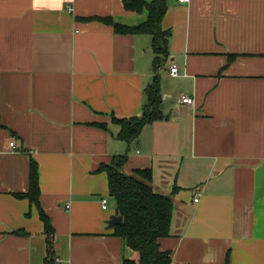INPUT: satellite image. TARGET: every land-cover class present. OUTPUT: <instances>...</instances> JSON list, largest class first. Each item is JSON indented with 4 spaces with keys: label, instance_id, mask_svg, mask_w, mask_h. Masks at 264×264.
Listing matches in <instances>:
<instances>
[{
    "label": "crops",
    "instance_id": "crops-1",
    "mask_svg": "<svg viewBox=\"0 0 264 264\" xmlns=\"http://www.w3.org/2000/svg\"><path fill=\"white\" fill-rule=\"evenodd\" d=\"M146 15L122 0H0V264H43L46 255L38 209L15 196L28 190L31 158L56 264L130 256L107 228L115 205L97 170L115 155H126L127 174L150 169L155 192L178 187L170 234L159 239L171 264H264V0H167L165 117L126 142L111 116L140 115L151 37L85 18L135 26Z\"/></svg>",
    "mask_w": 264,
    "mask_h": 264
},
{
    "label": "trees",
    "instance_id": "trees-1",
    "mask_svg": "<svg viewBox=\"0 0 264 264\" xmlns=\"http://www.w3.org/2000/svg\"><path fill=\"white\" fill-rule=\"evenodd\" d=\"M127 11H147L146 19L135 25L119 24L111 17H88L86 20H98L113 27L114 32L122 34H147L151 37L153 53L151 82L144 89L145 103L140 115L130 117L111 116V121L119 126L116 137L129 142L140 134L142 128L154 121L161 120L163 115L161 105L159 70L169 57V39L171 32L163 29L162 17L167 10V0H122ZM235 55H229L234 58ZM99 127L107 129L106 123ZM126 155L112 156L107 164H101L97 170L106 171L108 175V193L114 200L115 214L122 216V223L113 227V235L120 237L132 254L124 257L120 264H171L169 251L160 249L159 239L170 234L173 211L172 194L178 189L173 187L170 195L157 193L151 186L152 171L150 169H135L130 174L122 171ZM18 198H27L36 206L40 220L43 222V234L46 244V255L43 264H56L54 253V228L49 216L42 209L39 201L40 189L38 165L32 158L29 161L28 190L16 193ZM16 234H26L17 230ZM224 264H230L229 258Z\"/></svg>",
    "mask_w": 264,
    "mask_h": 264
},
{
    "label": "built area",
    "instance_id": "built-area-1",
    "mask_svg": "<svg viewBox=\"0 0 264 264\" xmlns=\"http://www.w3.org/2000/svg\"><path fill=\"white\" fill-rule=\"evenodd\" d=\"M179 2H188L189 0H177ZM68 11H72V8L71 7H68ZM169 72L171 75L173 76H177L178 75V67L176 64L172 63L170 66H169ZM182 102L183 103H186V104H191L192 103V99L188 96H182ZM9 146L12 148V150H15V141L12 140V142L9 143ZM194 201H198V197L196 196L194 198ZM106 205H107V199L103 198L102 199V207L103 208H106ZM66 208L68 209L69 208V204L66 205ZM58 261V259H56Z\"/></svg>",
    "mask_w": 264,
    "mask_h": 264
},
{
    "label": "water",
    "instance_id": "water-1",
    "mask_svg": "<svg viewBox=\"0 0 264 264\" xmlns=\"http://www.w3.org/2000/svg\"><path fill=\"white\" fill-rule=\"evenodd\" d=\"M122 223L121 215H112L106 222L107 228H113L116 225H120Z\"/></svg>",
    "mask_w": 264,
    "mask_h": 264
},
{
    "label": "rangeland",
    "instance_id": "rangeland-1",
    "mask_svg": "<svg viewBox=\"0 0 264 264\" xmlns=\"http://www.w3.org/2000/svg\"><path fill=\"white\" fill-rule=\"evenodd\" d=\"M109 198H110V197H109ZM110 202H111V204H112V207H113L114 200H113L112 198H110ZM112 209H114V210H115V207H113Z\"/></svg>",
    "mask_w": 264,
    "mask_h": 264
}]
</instances>
